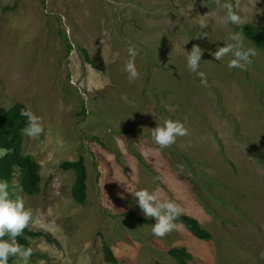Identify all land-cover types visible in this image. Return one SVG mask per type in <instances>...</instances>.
<instances>
[{
  "label": "rangeland",
  "instance_id": "374dc122",
  "mask_svg": "<svg viewBox=\"0 0 264 264\" xmlns=\"http://www.w3.org/2000/svg\"><path fill=\"white\" fill-rule=\"evenodd\" d=\"M263 1L220 0L242 16L220 25L209 19L225 14L217 0H0V109L21 102L45 124L23 146L42 165L41 192L26 194L18 169L13 180L34 214L28 228L51 238L30 239L29 264H112L105 245L117 264H178L173 247H186L194 264H264V50L241 30L253 25L264 37ZM201 20L209 25L201 29ZM233 32L257 50L245 71L212 55ZM194 45L206 83L186 67ZM130 46L138 52L132 83ZM169 118L186 119L189 134L161 149L151 131ZM80 156L85 205L72 195L75 171L61 167ZM126 181L174 200L213 239L182 224L154 237L155 220Z\"/></svg>",
  "mask_w": 264,
  "mask_h": 264
},
{
  "label": "clouds",
  "instance_id": "9594fccd",
  "mask_svg": "<svg viewBox=\"0 0 264 264\" xmlns=\"http://www.w3.org/2000/svg\"><path fill=\"white\" fill-rule=\"evenodd\" d=\"M217 3L225 10V14L220 17H209L210 20L220 25L241 24L242 16L234 10L232 5L221 4L220 0H217ZM208 25L205 20H201L198 24L201 29L206 28ZM220 40L224 41V45L218 46L212 54L215 60L224 62L227 57L229 58L227 62L229 69L247 70V67L252 63V58L257 55L256 48L247 46L240 32H233L227 39ZM229 40L231 42H228ZM185 52L184 59L187 69L192 73H197L201 78V82L206 83L205 74L200 71L203 52L201 47L194 45L191 51ZM137 55V50L130 46L128 48L129 59L124 66L130 83L139 78V71L136 66ZM122 99L127 100L126 97H122ZM20 115L26 120V126L21 130L24 136L35 139L45 133V124L42 117L35 114L31 109H22ZM188 134L189 129L186 127V119L184 121L165 119L158 122L157 126L152 128L151 131L153 142L161 149L170 147L176 143L178 137H185ZM124 183L126 184V192L136 198V203L142 214L146 218H154L155 223L151 225V233L154 237L164 238L173 231L180 230L181 226L177 224V221L184 214V210L174 200L166 198L157 190L133 188L129 182ZM33 217V211L26 209L22 198H13L8 181L0 179V264H9L10 258H15L17 264H29L33 249L30 246L20 244L17 238L23 235L24 230L33 221Z\"/></svg>",
  "mask_w": 264,
  "mask_h": 264
},
{
  "label": "trees",
  "instance_id": "16d2710c",
  "mask_svg": "<svg viewBox=\"0 0 264 264\" xmlns=\"http://www.w3.org/2000/svg\"><path fill=\"white\" fill-rule=\"evenodd\" d=\"M241 30L259 48L264 50V37L260 33V28L253 25H244L241 26ZM84 53L86 61L94 68L99 69L100 67L92 60L89 53L86 50ZM26 108L25 104L18 102L8 110L0 109V149L7 151L0 157V179L8 181L13 198L16 197L13 191V180L17 169L21 173V188L26 194L37 195L41 192L42 165L32 154L23 151L25 136L21 130L26 126V120L20 115V111ZM61 167L65 171H75L76 180L72 195L78 204L85 205L88 200V171L85 158L80 156L76 161H65ZM132 216L139 222L150 223L148 219L137 215ZM177 224L184 225L191 233L202 240L209 241L213 239V234L202 226L199 219L191 215H181ZM42 236L51 239L45 232L33 231L27 227L23 235L17 239L20 244L32 247L30 239ZM104 254L107 262L118 263L117 257L108 245L104 246ZM168 255L174 258L178 264H194V256L186 247L170 248ZM13 261L14 258H10L9 264Z\"/></svg>",
  "mask_w": 264,
  "mask_h": 264
}]
</instances>
